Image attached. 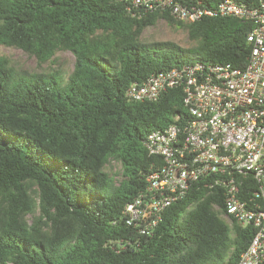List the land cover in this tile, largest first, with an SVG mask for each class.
Instances as JSON below:
<instances>
[{
  "label": "trees",
  "instance_id": "trees-1",
  "mask_svg": "<svg viewBox=\"0 0 264 264\" xmlns=\"http://www.w3.org/2000/svg\"><path fill=\"white\" fill-rule=\"evenodd\" d=\"M174 1L212 9L225 0ZM160 20L186 30L193 45L145 40ZM254 28L222 16L189 24L160 10L137 18L116 0H0V48L39 66L62 52L75 59L66 78L18 71L0 55V264H237L253 233L231 237L215 191L194 187L151 236L126 224L125 207L160 165L147 136L186 115L182 89L153 102L126 92L185 64L243 68ZM111 161L121 164L118 185Z\"/></svg>",
  "mask_w": 264,
  "mask_h": 264
},
{
  "label": "built area",
  "instance_id": "built-area-1",
  "mask_svg": "<svg viewBox=\"0 0 264 264\" xmlns=\"http://www.w3.org/2000/svg\"><path fill=\"white\" fill-rule=\"evenodd\" d=\"M116 1L137 18L160 10L189 24L216 16L255 24L243 68L197 62L129 86L126 96L135 102H153L168 90L182 89L186 115L147 136L145 147L160 165L153 163L145 189L125 207V217L129 227L151 236L164 213L194 187L215 191L222 199L215 210L231 237L237 229L253 233L237 264H264V0L254 8L225 0L212 9L174 0Z\"/></svg>",
  "mask_w": 264,
  "mask_h": 264
},
{
  "label": "rangeland",
  "instance_id": "rangeland-1",
  "mask_svg": "<svg viewBox=\"0 0 264 264\" xmlns=\"http://www.w3.org/2000/svg\"><path fill=\"white\" fill-rule=\"evenodd\" d=\"M145 40L173 41L182 47H190L191 43L186 30L170 26L167 22L160 20L155 26L146 29L144 32ZM0 55L7 58L14 69L28 72L47 73L59 70L66 78L73 71L74 57L68 53H58L51 64L39 66L36 59L16 48H0ZM121 164L118 161H111L107 171L113 176L118 185L122 181Z\"/></svg>",
  "mask_w": 264,
  "mask_h": 264
}]
</instances>
